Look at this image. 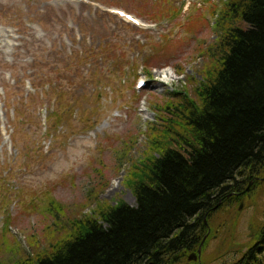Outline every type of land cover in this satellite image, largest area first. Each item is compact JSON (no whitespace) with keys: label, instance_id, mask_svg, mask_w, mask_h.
<instances>
[{"label":"rangeland","instance_id":"1","mask_svg":"<svg viewBox=\"0 0 264 264\" xmlns=\"http://www.w3.org/2000/svg\"><path fill=\"white\" fill-rule=\"evenodd\" d=\"M221 1L0 0V235L10 221L11 245L0 264L45 249L99 204L135 205L129 175L150 145L153 104L198 98ZM254 183L226 199L179 264H232L255 243L264 178Z\"/></svg>","mask_w":264,"mask_h":264},{"label":"trees","instance_id":"2","mask_svg":"<svg viewBox=\"0 0 264 264\" xmlns=\"http://www.w3.org/2000/svg\"><path fill=\"white\" fill-rule=\"evenodd\" d=\"M210 15L216 41L202 52L211 62L198 98L176 92L153 104L150 145L129 175L135 205L99 204L95 215L71 221L60 239L13 264H179L197 251L227 195L238 201L264 178V0H222ZM7 224L0 246L9 251ZM232 264H264V224Z\"/></svg>","mask_w":264,"mask_h":264},{"label":"water","instance_id":"3","mask_svg":"<svg viewBox=\"0 0 264 264\" xmlns=\"http://www.w3.org/2000/svg\"><path fill=\"white\" fill-rule=\"evenodd\" d=\"M252 185V182L250 183L249 187ZM199 255H200V249H199ZM190 260H196V257L194 255H192L190 258Z\"/></svg>","mask_w":264,"mask_h":264},{"label":"flooded vegetation","instance_id":"4","mask_svg":"<svg viewBox=\"0 0 264 264\" xmlns=\"http://www.w3.org/2000/svg\"><path fill=\"white\" fill-rule=\"evenodd\" d=\"M231 196H232L231 194L230 195H227L226 199H229Z\"/></svg>","mask_w":264,"mask_h":264},{"label":"bare ground","instance_id":"5","mask_svg":"<svg viewBox=\"0 0 264 264\" xmlns=\"http://www.w3.org/2000/svg\"><path fill=\"white\" fill-rule=\"evenodd\" d=\"M166 75H167V77H169L170 76V73H166Z\"/></svg>","mask_w":264,"mask_h":264}]
</instances>
